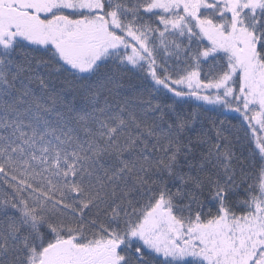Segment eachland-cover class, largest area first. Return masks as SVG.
<instances>
[{"label": "snow or ice", "instance_id": "snow-or-ice-1", "mask_svg": "<svg viewBox=\"0 0 264 264\" xmlns=\"http://www.w3.org/2000/svg\"><path fill=\"white\" fill-rule=\"evenodd\" d=\"M0 264H264V0H0Z\"/></svg>", "mask_w": 264, "mask_h": 264}, {"label": "trees", "instance_id": "trees-1", "mask_svg": "<svg viewBox=\"0 0 264 264\" xmlns=\"http://www.w3.org/2000/svg\"><path fill=\"white\" fill-rule=\"evenodd\" d=\"M228 115L231 116V114H228ZM221 119H225L227 121L228 117L222 116Z\"/></svg>", "mask_w": 264, "mask_h": 264}]
</instances>
